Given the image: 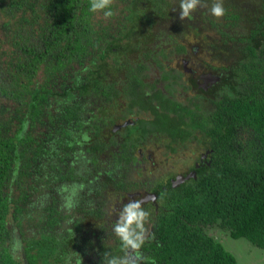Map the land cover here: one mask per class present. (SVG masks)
Returning a JSON list of instances; mask_svg holds the SVG:
<instances>
[{
	"label": "trees",
	"instance_id": "16d2710c",
	"mask_svg": "<svg viewBox=\"0 0 264 264\" xmlns=\"http://www.w3.org/2000/svg\"><path fill=\"white\" fill-rule=\"evenodd\" d=\"M94 2L0 0V264H21L10 250L14 226L24 234L25 221L37 231L57 223L59 211L46 217L35 200L68 179L61 171L71 156L87 152L97 163L105 148L120 161L111 126L127 116L138 118L126 139L138 131L168 136L171 151L190 142L210 149L197 177L164 190L167 209L155 221L163 264H238L211 227L264 249V0H223L218 18L214 0H198L191 16L180 0H108L90 10ZM200 32L227 59L211 66L219 80L208 88L189 86L171 64L200 51V41H183ZM108 188L103 179L96 190ZM83 211L76 241L82 221L105 214L101 204ZM46 234L22 236L27 264L53 251L55 235Z\"/></svg>",
	"mask_w": 264,
	"mask_h": 264
},
{
	"label": "flooded vegetation",
	"instance_id": "af4514ba",
	"mask_svg": "<svg viewBox=\"0 0 264 264\" xmlns=\"http://www.w3.org/2000/svg\"><path fill=\"white\" fill-rule=\"evenodd\" d=\"M192 55H195V53ZM192 55L187 54L182 58H176L175 60L180 63L178 67L182 68L187 74L186 79L189 86H192L191 80L196 79L199 86L208 88L209 85L213 84L210 82L211 80L207 79L206 83L204 74H198L196 69L187 65L188 57ZM84 114L86 118L91 115L85 111ZM137 118L138 116L120 118L111 126L119 135V144L114 147L117 152L115 155L120 157L118 163L112 158L113 154L104 148L96 153H100L97 163L91 161L89 158L91 155L89 156L87 152H85L87 155L76 152V155L68 159L66 169H62L66 166L57 167V169H62L61 172L68 175V179L57 181L53 196L49 194L35 200L36 209H40L46 217L48 212L53 209L59 211V213L51 214L53 217L58 218L57 223L54 227L46 225L47 227L44 228L45 223L42 221L41 224L43 226L39 224L37 228L40 231H37L35 226H27L29 221H25L24 223L27 225H22V229L25 227L23 230L24 234L20 233V229L15 226L11 230L10 250L13 255L20 259L21 264H27L23 252L24 240L22 236L25 235L27 237L32 234L38 238L42 233H54L56 243L52 252L48 250L45 257L40 258L39 264H111L113 259L119 261L121 258L127 259L129 262L135 261L136 264H163L160 252L157 253L156 251V246L161 244V237L156 229L155 221L159 212L167 209L164 190L168 187V183L177 186L197 177V173L207 168L210 164V149L202 147L203 149L200 150L199 155L191 159L193 160L192 164L185 168L186 171L180 172L174 169L176 168L175 165L167 163L166 169L168 170L165 173H169V175L165 177L163 172L164 179L161 176L159 179L148 177L144 172L145 165L149 163L155 165L158 162L160 163V161H157L154 154L155 149L152 146L150 148L145 147L144 150L139 146L141 143L147 144L149 138H161L164 141L161 144L167 148L169 157L170 154L176 151L170 150V138L166 135L154 136L149 133L142 135L138 131H132L126 139L122 135L125 132L124 130L128 126L135 127ZM190 143L196 144L195 142ZM181 145L179 143L177 146ZM135 147L136 152H132ZM167 155H165L166 158L163 163H166V160L169 159ZM125 156L130 158L123 160ZM124 173L129 174L127 180L121 178V174ZM180 177H184V179L178 181ZM103 179L109 188L96 190ZM120 179L121 184L119 186L122 189L115 187L116 182ZM160 190H163L162 193L159 192ZM131 201H140V208L147 213L140 222L141 226H138L135 220L128 226L130 238L136 239L139 237L143 241L136 249H133L131 245H122L120 243L122 237L116 231L117 224L122 220L124 205ZM69 203L71 204L70 207L68 206ZM96 204L102 205V212L105 213L103 220L98 221L95 218L87 217L86 221L81 223L82 236L78 237L76 241L75 235L79 233L75 227L76 217L84 212L83 209L86 210V208H91L92 205ZM210 230H213L215 234L223 231L228 234V231L216 227H211ZM212 235L215 237L214 234ZM76 243L78 244L75 245ZM109 250L114 252L113 258H108Z\"/></svg>",
	"mask_w": 264,
	"mask_h": 264
},
{
	"label": "rangeland",
	"instance_id": "374dc122",
	"mask_svg": "<svg viewBox=\"0 0 264 264\" xmlns=\"http://www.w3.org/2000/svg\"><path fill=\"white\" fill-rule=\"evenodd\" d=\"M2 23L3 22H1L0 25ZM205 36L206 37L208 36L206 32H202V33L200 32V34H197V36L194 33H191V34H187L185 38H183V41L188 46H190L191 44L193 45L198 41H200L201 44V42L203 41L202 37ZM199 49L200 51L194 50L193 53H195V55L191 54L192 56L188 57L189 61L187 60V65L189 67L196 69L198 74H204V75L212 74L216 76L217 74L213 69H211V66L212 65L218 66L219 64L227 61V59H223V57L220 56L212 55V50L209 47V43L201 44V48ZM177 61L178 60H175L172 63V65L176 67L180 66V63ZM205 82L207 83L206 79ZM210 82L214 83L213 81ZM187 91L188 90H186L185 88H180V93L177 95L183 98L186 94L185 92ZM154 142H156V144H154ZM161 142H164L163 140H161V138H152V139L149 138V140H147V144L141 143L139 145L144 150L145 147L150 148L152 146V148L155 149L154 154L157 161L158 160L160 161V163L158 162V164L151 165L149 163L146 164L144 167L145 174L148 175V177L151 176L153 179H159L160 176L164 179V173L165 171L168 170L166 169L167 163H171L175 165L176 168L174 169L179 170L180 172L186 171L185 168L188 165L190 166L192 164L193 160L191 159L196 158V156L199 155L200 150L203 149L202 148L203 146L190 143L187 144L186 147L184 148L178 147L176 152L170 154L169 157V155H167L169 153L167 151V148L165 146H162ZM136 147L132 150V152H136ZM165 155H167L169 159L166 160V163L165 162L163 163V161L166 158ZM167 175H169V173H165V177ZM209 232L211 234H214L215 237L221 241L223 246L235 256L238 264H264V249L251 244L246 238L244 237L233 238L229 234H226L224 231L217 232L215 234L213 230L209 229Z\"/></svg>",
	"mask_w": 264,
	"mask_h": 264
},
{
	"label": "clouds",
	"instance_id": "9594fccd",
	"mask_svg": "<svg viewBox=\"0 0 264 264\" xmlns=\"http://www.w3.org/2000/svg\"><path fill=\"white\" fill-rule=\"evenodd\" d=\"M108 0H99V2L91 3L90 10H95L105 7ZM198 0H180V7L182 9V16H191L190 10H194ZM225 13V8L223 6V0H214L211 6V15L214 17H221ZM105 15H111V12L105 13ZM70 207L71 204L69 203ZM147 213L140 208V201H131L124 205L122 220L116 226V231L121 235L124 243L126 245H131L133 249H136L143 242L139 237L136 239H131L128 232V226L132 221H136L138 226ZM139 255V253H137ZM111 264H136L135 261L129 262L127 259L121 258L119 261L113 259Z\"/></svg>",
	"mask_w": 264,
	"mask_h": 264
},
{
	"label": "water",
	"instance_id": "95a60500",
	"mask_svg": "<svg viewBox=\"0 0 264 264\" xmlns=\"http://www.w3.org/2000/svg\"><path fill=\"white\" fill-rule=\"evenodd\" d=\"M204 76H205L206 80L207 79H209L211 81L219 80V76L218 75L215 76V75H212V74H206ZM183 179H184V177H180L178 181H181Z\"/></svg>",
	"mask_w": 264,
	"mask_h": 264
}]
</instances>
